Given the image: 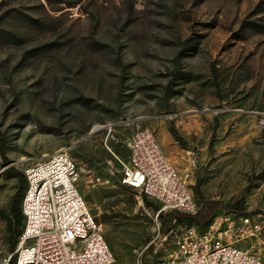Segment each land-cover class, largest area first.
I'll return each instance as SVG.
<instances>
[{
	"label": "rangeland",
	"instance_id": "1",
	"mask_svg": "<svg viewBox=\"0 0 264 264\" xmlns=\"http://www.w3.org/2000/svg\"><path fill=\"white\" fill-rule=\"evenodd\" d=\"M137 126L188 172L198 204L242 200L264 217V0H0L1 252L16 242L18 180L5 168L23 172L59 149L80 169L116 264H136L151 239L142 256L156 264L188 227L203 230L181 220L162 229L157 202L120 183L113 155L127 157Z\"/></svg>",
	"mask_w": 264,
	"mask_h": 264
},
{
	"label": "built area",
	"instance_id": "2",
	"mask_svg": "<svg viewBox=\"0 0 264 264\" xmlns=\"http://www.w3.org/2000/svg\"><path fill=\"white\" fill-rule=\"evenodd\" d=\"M124 145L125 159L113 155L120 166L119 181L156 201L155 216L170 210H197L185 183L188 172L177 173L152 129L137 126L124 138ZM23 174L21 229L14 249L0 251V264L12 259L14 264H116L100 223L80 194V169L65 149L25 166ZM90 179L108 182L95 175ZM152 241L138 250L136 264L148 263L142 253ZM173 242L175 248L156 264H264L258 252L264 246V217L225 211L213 215L201 231L188 227Z\"/></svg>",
	"mask_w": 264,
	"mask_h": 264
},
{
	"label": "trees",
	"instance_id": "3",
	"mask_svg": "<svg viewBox=\"0 0 264 264\" xmlns=\"http://www.w3.org/2000/svg\"><path fill=\"white\" fill-rule=\"evenodd\" d=\"M170 132L172 133L174 138L179 139L173 127H170ZM5 169L9 174L16 176L18 180V185L16 186L10 198L9 207H8L9 216H10L8 218V223L10 224V228H11L10 246L12 247L14 245V242L16 241V238L20 232L22 225L20 200L23 191L25 189L26 181L23 172L15 169L12 166H7ZM263 171H264V167H263ZM241 203L242 200H238L232 203H222L217 200L206 199L201 201L200 204H198V208L194 213H186L177 210H170L166 212H159L157 216L162 221L161 228L163 229V227H166L165 230H167L170 227L171 222L174 220L186 221L190 225L204 228V226L209 222L212 216L217 213L218 210L217 208L220 206L227 207L228 208L227 211L235 212L237 214H245V206L241 205ZM155 209H157V206H155ZM12 263H13V259L10 260L9 264Z\"/></svg>",
	"mask_w": 264,
	"mask_h": 264
}]
</instances>
